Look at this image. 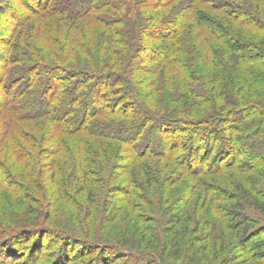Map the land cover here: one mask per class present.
<instances>
[{"label": "trees", "instance_id": "trees-1", "mask_svg": "<svg viewBox=\"0 0 264 264\" xmlns=\"http://www.w3.org/2000/svg\"><path fill=\"white\" fill-rule=\"evenodd\" d=\"M16 1L23 7H8L12 16L27 11L7 23L1 38L0 129L2 137L17 131L30 147L8 138L13 159L9 167L0 159V187L19 183L20 168L10 170L15 162L38 183L41 172L33 170L47 164L46 155L65 153L64 136L78 134L120 143L131 161L170 159L183 174L228 175L257 166L238 158L246 154L240 146L252 156L264 148L254 139L264 133V0ZM21 122L35 123L37 133ZM182 125L191 130L172 135L176 145L167 133L185 130ZM196 129L203 137H195ZM224 153L232 160L216 163ZM104 156L90 159L91 171L105 170ZM210 186V199L227 198L220 183ZM258 194L248 206L264 215ZM245 206L231 219L255 264H264V232L252 227ZM12 230L0 229V239L21 231Z\"/></svg>", "mask_w": 264, "mask_h": 264}, {"label": "rangeland", "instance_id": "rangeland-1", "mask_svg": "<svg viewBox=\"0 0 264 264\" xmlns=\"http://www.w3.org/2000/svg\"><path fill=\"white\" fill-rule=\"evenodd\" d=\"M6 5L17 10L23 7L16 0H8ZM7 8H0V56L2 35L10 29L7 23L27 11L24 7L12 16ZM254 69L259 71L255 65ZM254 120L258 123L259 118ZM21 124L24 131L37 133L35 123ZM259 125L254 124V129ZM183 128L168 132V137L191 130L186 125ZM230 130L225 126L224 135ZM3 131L5 128L0 129V159L9 167L13 157L8 154V138L15 137L25 150L30 146L17 131L8 129L2 137ZM193 132L196 138L203 137L198 129ZM173 136L170 142L177 145ZM63 138L65 153L46 155L47 164L33 170L37 175L41 172L38 183L32 182L29 171H22L23 162H15L10 170L20 168L19 174L15 172L19 183L6 181L5 188L0 187V229L9 233L21 229L0 239V264H255L254 251L237 235L239 224L231 215L240 211L239 205H246L252 227L264 232V215L248 206L253 199H261L258 193L264 194V148L254 149L252 156L247 148L239 147L246 154L238 155V162L257 163L242 172L183 174L170 159L131 161L116 141L84 134ZM254 139L264 141V133ZM225 155L216 163L232 160ZM101 156L115 160L108 163L103 159V174L90 170L94 169L90 159L100 160ZM77 162L78 170L85 169L83 174L73 168ZM129 167L132 174L126 176ZM211 181L222 185V195L227 198H209Z\"/></svg>", "mask_w": 264, "mask_h": 264}]
</instances>
